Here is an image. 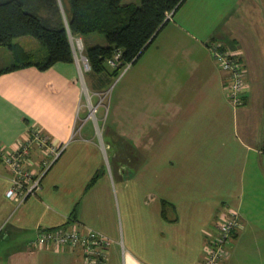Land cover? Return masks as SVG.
<instances>
[{
  "label": "crops",
  "instance_id": "0c3cea01",
  "mask_svg": "<svg viewBox=\"0 0 264 264\" xmlns=\"http://www.w3.org/2000/svg\"><path fill=\"white\" fill-rule=\"evenodd\" d=\"M65 12L66 21H54L67 25ZM213 41L246 66L241 106L229 98ZM133 64L113 116L96 132L84 123L90 113L76 60L0 75L4 150L12 153L34 127L66 144L23 202L8 196L13 173L0 161V264H83L81 249L33 244L39 230L59 228L107 236L101 264H199L230 211L241 226L221 264H264V0H185ZM108 70L89 75L95 92L107 90ZM113 147L122 153L110 156ZM42 162L34 147L30 168Z\"/></svg>",
  "mask_w": 264,
  "mask_h": 264
},
{
  "label": "trees",
  "instance_id": "16d2710c",
  "mask_svg": "<svg viewBox=\"0 0 264 264\" xmlns=\"http://www.w3.org/2000/svg\"><path fill=\"white\" fill-rule=\"evenodd\" d=\"M184 1L142 0L141 5H137L123 4L122 0H69L71 8L67 10L62 0L70 14L65 25L31 9V0H0V45L9 47L14 57L12 64L0 68V75L31 65L46 69L59 61H74L70 30L78 36L99 32L106 37L107 45L85 48L94 73L107 71L108 61L118 51L121 52L110 74V77H116L127 64L135 63L153 43L168 22L165 21L167 12H176ZM23 36H33L45 46L47 55L44 59L35 61L24 47L15 42Z\"/></svg>",
  "mask_w": 264,
  "mask_h": 264
},
{
  "label": "built area",
  "instance_id": "2783aa9c",
  "mask_svg": "<svg viewBox=\"0 0 264 264\" xmlns=\"http://www.w3.org/2000/svg\"><path fill=\"white\" fill-rule=\"evenodd\" d=\"M174 13V10L167 12L165 21L171 20ZM69 36L73 51L76 52L75 60L79 64L80 72L91 70V65L85 54L83 38L73 35L70 30ZM210 49L220 69L228 73L227 89L231 102L237 107L243 105L244 92L248 86L243 61L222 42H211ZM120 57L121 52L118 51L114 58L109 60V63L116 65ZM98 107L93 106L90 109V116L98 111ZM34 147H39L43 157V162L38 171H33L29 166L31 165V153ZM65 148L66 144L54 143L49 135L39 127H34L29 138L12 153L5 151L0 145V161L9 166L13 173L14 185L8 191V196L18 202H23L29 195L35 194L44 175L62 155ZM240 226L241 215L238 211H230L220 215L215 225V235L207 243L205 255L199 264H221L228 255V244ZM110 243L111 240L107 236L94 229L83 232L62 228L39 230L33 242L35 246L39 247L57 245L81 249L84 256L83 264L103 263L106 258V248Z\"/></svg>",
  "mask_w": 264,
  "mask_h": 264
},
{
  "label": "rangeland",
  "instance_id": "374dc122",
  "mask_svg": "<svg viewBox=\"0 0 264 264\" xmlns=\"http://www.w3.org/2000/svg\"><path fill=\"white\" fill-rule=\"evenodd\" d=\"M31 2H32L31 5L33 7L31 9H36L35 11H38L40 15L41 14L44 15L45 18H48V19L50 18L51 20H54L56 15L59 13L62 15L63 21H66V19L64 18L65 17L64 13H66L64 9L65 4H63L62 0H31ZM123 2L124 3L133 2V3H136L137 5H141L142 0H123ZM82 37L84 39L83 41L85 43L84 44L85 48H87L89 44L104 45L107 42L106 37L99 32H94L88 35H84ZM15 42L22 47L28 48L27 51L32 55L35 61L36 60L41 61L47 55V49L45 48V46L33 36L21 37V38L16 39ZM73 52H74V57H75L76 52L75 51ZM0 61H1L0 62L1 67H5L6 65H10L13 63L14 61L13 53L11 52L9 47L0 45ZM116 65H111L108 61V66L111 68V70H113L112 68L115 67ZM133 65H134L133 63L127 64L122 69L120 74L112 79L111 83L107 87V90L98 91V92H95V90L91 87V84L89 83V75L90 74L96 75L97 73H94V71L92 70H84L83 72H80V78L83 80V83H84V93L82 96V102L84 104L83 105L84 108L86 110L88 109L90 113L91 111L90 109L93 106H96V107L99 106L98 111L95 112L94 115L90 116L89 117L90 119L85 120L84 123L86 124L87 127L93 128L96 132L98 129L97 126H100L102 128V126L104 125L105 121L103 117H106V120H107L109 119V117L113 116L112 114L109 115V113L113 112L112 103H113L115 94L119 92L120 90H124L125 86L127 85V81H128L130 74L135 69V68L131 69ZM244 69H246L245 64H244ZM84 115L85 114L82 113L80 114V117L84 118L85 117ZM121 118L124 120H128L129 118L128 113L125 115V112H122ZM81 122H83V119L82 120L79 119L78 124H80ZM114 150L119 151L120 154L122 153L120 152L122 149L119 150L118 147H113L112 149L108 150V153L110 156H112V154L114 153L113 152ZM118 160L117 162L120 167L121 173L128 170V162L130 160L129 153H126L123 158H120L119 161ZM107 162H108V159H107ZM106 166H108L107 163H106Z\"/></svg>",
  "mask_w": 264,
  "mask_h": 264
}]
</instances>
